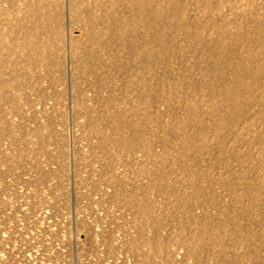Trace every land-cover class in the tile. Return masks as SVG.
Segmentation results:
<instances>
[{
	"label": "rangeland",
	"instance_id": "obj_1",
	"mask_svg": "<svg viewBox=\"0 0 264 264\" xmlns=\"http://www.w3.org/2000/svg\"><path fill=\"white\" fill-rule=\"evenodd\" d=\"M0 264H264V0H0Z\"/></svg>",
	"mask_w": 264,
	"mask_h": 264
}]
</instances>
